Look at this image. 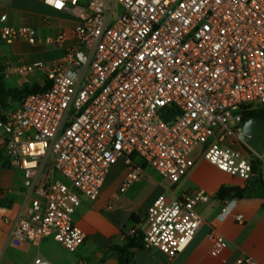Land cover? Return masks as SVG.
<instances>
[{"label": "built area", "instance_id": "2783aa9c", "mask_svg": "<svg viewBox=\"0 0 264 264\" xmlns=\"http://www.w3.org/2000/svg\"><path fill=\"white\" fill-rule=\"evenodd\" d=\"M44 3L63 10L79 0ZM87 9L64 58L46 67L49 88L0 104L2 150L26 190L10 234L16 246L52 238L70 252L81 247L85 234L74 220L81 195L97 200L120 159L127 167L121 193L141 180L143 165L172 185L202 161L243 180L264 176V152L222 143L243 144L244 113L264 109V0H87ZM15 40L35 43L38 32L0 26V41ZM174 107L179 113L164 120ZM210 199L204 191L162 194L141 233L131 228L125 237L140 234L146 249L172 259L193 240L203 223L197 207ZM235 204L227 201L218 219ZM210 238V256L224 258V239L215 229ZM233 264L259 263L247 256Z\"/></svg>", "mask_w": 264, "mask_h": 264}, {"label": "crops", "instance_id": "0c3cea01", "mask_svg": "<svg viewBox=\"0 0 264 264\" xmlns=\"http://www.w3.org/2000/svg\"><path fill=\"white\" fill-rule=\"evenodd\" d=\"M87 15V0H79L78 6L67 5L63 10L49 7L44 0H0V18L6 17L4 22L0 21V26L32 27L38 32L35 43L0 41V66L5 71V86L20 89L24 85H43L47 65L64 58L66 49L74 43V29ZM60 34L66 35L61 44L49 42V38L56 39ZM38 62L46 66L27 75L15 72L17 67ZM2 142L0 129V156L9 159L3 154ZM230 143L237 145L232 139ZM243 146L233 148L247 150ZM126 175L127 167L120 159L110 169L97 200L81 195L74 220L84 232L85 241L75 252H70L52 238L43 240L39 246L26 241L20 246L12 243L10 234L23 207L26 190L20 170L12 164L9 167L0 165V264H33L37 258L46 259L50 264H77L80 261L85 264L107 261L110 264H233L236 259L247 256L264 264V176L254 175L243 180L202 161L196 163L180 182L172 185L161 176L147 175L143 167L141 180L121 193ZM223 186L246 188L247 195L233 199L236 204L232 215L219 220L218 215L227 202L217 199V192ZM199 191L211 196L208 203L197 207L203 223L193 240L174 258L146 249L143 241H139L140 234L134 237V245L127 241L125 233L131 228L141 233L148 209L158 196L169 194L183 198ZM236 215H242L243 221H237ZM213 229L224 239L229 250L222 259L210 256Z\"/></svg>", "mask_w": 264, "mask_h": 264}, {"label": "trees", "instance_id": "16d2710c", "mask_svg": "<svg viewBox=\"0 0 264 264\" xmlns=\"http://www.w3.org/2000/svg\"><path fill=\"white\" fill-rule=\"evenodd\" d=\"M5 78V71L2 66H0V104L3 103V101L6 98H14V99H20L22 97H25L32 93L42 92L49 88L50 83L46 81L43 85L40 84H34V85H24L20 89H12L7 88L4 83ZM259 118L264 121V109H259L256 111H250L245 112L243 115V123H245L250 118ZM4 154V152H3ZM0 165L2 167H9L11 166V163L9 159L5 158L4 155L0 156ZM258 167L254 166V171L257 172ZM245 195H247V189L246 188H239V187H232V186H223L219 189L217 192V199L220 201H228L232 199H240L243 198ZM127 241L134 245V237H126ZM141 243L143 241L142 237L140 238ZM125 251V250H124Z\"/></svg>", "mask_w": 264, "mask_h": 264}, {"label": "water", "instance_id": "95a60500", "mask_svg": "<svg viewBox=\"0 0 264 264\" xmlns=\"http://www.w3.org/2000/svg\"><path fill=\"white\" fill-rule=\"evenodd\" d=\"M178 113L179 110L174 107L172 111L164 113L163 118L168 120ZM241 139L247 148L261 155L264 152V121L256 117L247 120L243 125ZM103 264H110V261Z\"/></svg>", "mask_w": 264, "mask_h": 264}, {"label": "rangeland", "instance_id": "374dc122", "mask_svg": "<svg viewBox=\"0 0 264 264\" xmlns=\"http://www.w3.org/2000/svg\"><path fill=\"white\" fill-rule=\"evenodd\" d=\"M231 138L230 137H227V138H225L224 140H223V144L224 145H226V146H231L232 148L233 147H242L243 146V144L242 143H240V142H237L236 144V146L235 145H231ZM244 147V146H243ZM235 149V148H234ZM237 150V149H236ZM240 151H244V150H240ZM137 162L139 163V164H142L143 165V163H142V160L141 159H137ZM144 166V169H145V172L147 173V175H149V176H153V177H160V175L158 174V172L153 168V167H151L150 165H143ZM259 171H260V169H258Z\"/></svg>", "mask_w": 264, "mask_h": 264}, {"label": "snow or ice", "instance_id": "6c2138e0", "mask_svg": "<svg viewBox=\"0 0 264 264\" xmlns=\"http://www.w3.org/2000/svg\"><path fill=\"white\" fill-rule=\"evenodd\" d=\"M59 6V5H58Z\"/></svg>", "mask_w": 264, "mask_h": 264}]
</instances>
